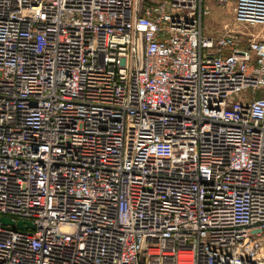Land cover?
I'll return each instance as SVG.
<instances>
[{
	"label": "built area",
	"instance_id": "built-area-1",
	"mask_svg": "<svg viewBox=\"0 0 264 264\" xmlns=\"http://www.w3.org/2000/svg\"><path fill=\"white\" fill-rule=\"evenodd\" d=\"M206 1L0 0V264H264V37Z\"/></svg>",
	"mask_w": 264,
	"mask_h": 264
},
{
	"label": "rangeland",
	"instance_id": "rangeland-1",
	"mask_svg": "<svg viewBox=\"0 0 264 264\" xmlns=\"http://www.w3.org/2000/svg\"><path fill=\"white\" fill-rule=\"evenodd\" d=\"M206 5L210 9V13L202 21L204 35L216 37L225 31L231 30L242 34L254 35L258 38L264 37V28L239 25L234 21L232 13L233 2L217 4L213 0H207Z\"/></svg>",
	"mask_w": 264,
	"mask_h": 264
},
{
	"label": "water",
	"instance_id": "water-1",
	"mask_svg": "<svg viewBox=\"0 0 264 264\" xmlns=\"http://www.w3.org/2000/svg\"><path fill=\"white\" fill-rule=\"evenodd\" d=\"M0 222H1L2 224H4V225H7V224H9V225H13V222H11V221L8 220V219H0ZM16 226H17L18 229H22V228H23L21 222L17 223ZM26 228H30V229H32L33 227H32L30 224H27Z\"/></svg>",
	"mask_w": 264,
	"mask_h": 264
}]
</instances>
